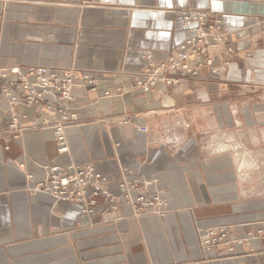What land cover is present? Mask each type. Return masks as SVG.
Instances as JSON below:
<instances>
[{
    "label": "crops",
    "instance_id": "1",
    "mask_svg": "<svg viewBox=\"0 0 264 264\" xmlns=\"http://www.w3.org/2000/svg\"><path fill=\"white\" fill-rule=\"evenodd\" d=\"M181 8L221 19L234 47L227 71L203 67L175 87L135 88L144 55L160 63L190 35ZM262 18L264 0H0V67L78 72L67 153L56 152L48 127L19 139L0 134V264H264L258 239L226 253L203 249L197 233L228 225L242 237L264 228V195L253 185L259 161L237 149L264 153ZM85 72L95 77L92 89ZM8 118L0 97V129ZM70 162L92 164L116 196L123 179H157L145 195L164 197L165 215L135 218L121 203L118 218L105 220L100 198L82 217L78 204L31 190L25 172L38 179L43 164Z\"/></svg>",
    "mask_w": 264,
    "mask_h": 264
},
{
    "label": "built area",
    "instance_id": "2",
    "mask_svg": "<svg viewBox=\"0 0 264 264\" xmlns=\"http://www.w3.org/2000/svg\"><path fill=\"white\" fill-rule=\"evenodd\" d=\"M179 16L190 35L178 45L174 54L160 63H153L149 54L144 55L145 63L135 74V88L148 92L175 86L182 78L196 76L203 67H207L213 76L227 71L233 46L227 41L228 32L222 28L221 19L210 10L190 12L185 8L180 9ZM77 75L72 67L61 69L28 64L25 72L19 65L0 67V97L8 103L9 111L0 134L19 139L27 131L48 127L54 134L56 152L67 153L65 130L78 118L73 106L75 96L71 92ZM81 77L92 89L95 82L92 75L85 72ZM104 95L108 96L109 92ZM17 108L30 109L43 116L30 118L26 112L17 113ZM18 166L25 168L23 162ZM41 169L43 174L38 179L25 172L26 179L33 183L31 190L48 194L56 201L78 204L82 217H89L94 212L98 198L105 202V211L112 213L110 220L118 218L116 212L120 203L129 205L135 218L162 217L167 211V201L159 193L150 197L145 195L157 179H145L141 183L135 178L123 179L118 184L120 195L116 196L108 191L107 178L90 163L70 162L65 166L45 163ZM131 192L136 193L134 198ZM197 233L203 249L219 248L226 253H233L237 246L247 247L252 238L262 236L258 229L255 234L241 237L232 233L228 225L203 227Z\"/></svg>",
    "mask_w": 264,
    "mask_h": 264
},
{
    "label": "rangeland",
    "instance_id": "3",
    "mask_svg": "<svg viewBox=\"0 0 264 264\" xmlns=\"http://www.w3.org/2000/svg\"><path fill=\"white\" fill-rule=\"evenodd\" d=\"M182 9V8H181ZM185 9H187L188 11H190V12H195V11H193L192 9H190V8H185ZM264 20V18H262L260 21H259V24H261V23H263L262 21ZM229 43V42H228ZM178 47V46H177ZM176 47V48H177ZM175 51H176V49H175ZM174 51V52H175ZM174 52L173 53H171V54H169L168 56H170V55H172V54H174ZM232 55H234V47H233V54ZM231 55V56H232ZM149 56H150V59L152 58L151 57V54H149ZM167 56V57H168ZM166 57V58H167ZM230 60V59H229ZM154 63V62H153ZM91 74V73H90ZM92 75V77L94 78V80H95V77L93 76V74H91ZM175 86H177V85H175ZM174 85L173 86H166V87H175ZM260 149H258L256 146H249V147H244L243 149L240 147H238L237 149L239 150V153H238V155H241V153H245L246 155L247 154H249V155H251L252 156V158H256L259 162H258V170H256V171H254V173H253V175H257V173H259V172H261L262 174H261V176H260V178L258 179V180H256V181H254V183H253V185L255 186V187H257V188H259V190H260V192L264 195V153L262 152L263 151V149L261 148V147H259ZM236 149V148H235ZM241 152V153H240ZM252 153V154H251ZM236 154V153H235ZM253 155H255V156H253ZM249 157V156H248ZM249 158H251V157H249ZM253 164H255V163H253ZM257 165V164H256ZM251 185H252V183H249V186L251 187ZM100 198H98V200H99ZM97 200V201H98ZM103 201V200H102ZM121 204V203H120ZM111 215H112V213H104V216H105V220H109L110 219V217H111ZM112 220H115V219H112ZM231 229V228H230ZM258 229H260L261 231H262V236L261 237H259V238H257V237H255V238H252V239H258L259 241H262L263 242V244H264V228L263 227H258V228H256V229H253V228H250V229H247V230H245V232H244V235H247V234H255L256 233V231L258 230ZM232 233H235V234H237L236 232H234L233 230H232ZM238 235V234H237ZM251 239V240H252ZM250 240V241H251ZM250 241H248V245H247V247H245V248H247V249H251V246H250Z\"/></svg>",
    "mask_w": 264,
    "mask_h": 264
},
{
    "label": "bare ground",
    "instance_id": "4",
    "mask_svg": "<svg viewBox=\"0 0 264 264\" xmlns=\"http://www.w3.org/2000/svg\"><path fill=\"white\" fill-rule=\"evenodd\" d=\"M261 24H263L264 25V23H261ZM248 166V165H247ZM250 168V167H249ZM255 169V168H254Z\"/></svg>",
    "mask_w": 264,
    "mask_h": 264
}]
</instances>
